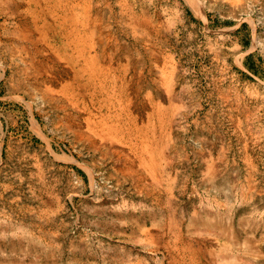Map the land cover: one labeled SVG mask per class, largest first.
Here are the masks:
<instances>
[{
  "label": "rangeland",
  "instance_id": "rangeland-1",
  "mask_svg": "<svg viewBox=\"0 0 264 264\" xmlns=\"http://www.w3.org/2000/svg\"><path fill=\"white\" fill-rule=\"evenodd\" d=\"M0 264H264V0H0Z\"/></svg>",
  "mask_w": 264,
  "mask_h": 264
},
{
  "label": "bare ground",
  "instance_id": "bare-ground-1",
  "mask_svg": "<svg viewBox=\"0 0 264 264\" xmlns=\"http://www.w3.org/2000/svg\"><path fill=\"white\" fill-rule=\"evenodd\" d=\"M193 3V2H192Z\"/></svg>",
  "mask_w": 264,
  "mask_h": 264
}]
</instances>
